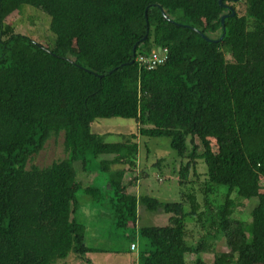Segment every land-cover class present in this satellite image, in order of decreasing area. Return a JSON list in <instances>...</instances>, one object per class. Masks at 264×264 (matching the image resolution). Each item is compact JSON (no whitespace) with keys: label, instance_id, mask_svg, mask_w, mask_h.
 Segmentation results:
<instances>
[{"label":"trees","instance_id":"16d2710c","mask_svg":"<svg viewBox=\"0 0 264 264\" xmlns=\"http://www.w3.org/2000/svg\"><path fill=\"white\" fill-rule=\"evenodd\" d=\"M24 6L49 17L51 47L7 23ZM159 49L163 64L138 62ZM109 119L132 120L138 132L107 143L92 126ZM60 135L66 158L29 167ZM140 138H167L186 161L171 172L180 202L129 193ZM79 161L86 177L96 164L105 184L79 179ZM262 182L264 0H0V264H92L98 250L74 218L80 191L96 204L111 194L117 227L135 223L139 207L168 215L139 229L149 245L139 264H208L206 254L211 264H264ZM249 200L251 222L234 219ZM218 235L226 251L215 250Z\"/></svg>","mask_w":264,"mask_h":264},{"label":"rangeland","instance_id":"374dc122","mask_svg":"<svg viewBox=\"0 0 264 264\" xmlns=\"http://www.w3.org/2000/svg\"><path fill=\"white\" fill-rule=\"evenodd\" d=\"M243 7L240 5V9L243 10ZM7 23L12 25L17 33L27 36L39 44L50 47L53 45L54 38L49 31L50 19L41 11L24 6L10 16ZM138 127L132 120L109 119L96 121L92 126V131L101 136H106L105 141L107 143H118L122 141L123 136L129 137L132 134H137ZM210 142L211 149L214 151V143ZM138 143L137 171H134V174L128 173L127 175L128 181L129 178L131 179L137 175L138 184L130 188L129 193L136 194L138 197L148 195L161 202H180L178 177L172 175L171 172L174 169L177 173L181 163L185 164L186 161H181L177 157L176 153L170 148V141L167 138H140ZM65 158L63 135H60L58 138H52L46 143L44 149L29 163V167L33 165L45 168ZM110 159H112L111 156H102L97 162ZM158 161L162 163V167L156 165ZM81 166L80 161L74 164L79 179L87 180L88 184L94 187H102L105 184L104 176L97 171L96 164L87 165V170L90 173L88 174L89 177H86V174L82 172ZM197 170L200 175L207 172V168L202 161L197 163ZM142 171L146 174L145 177H141ZM263 186L264 182L261 183L262 192H264ZM219 190L226 191V188L220 187ZM76 196L77 206L74 218L86 227V246L98 250L86 257L92 264H139V253L149 249L148 241L139 236V229L151 226L162 227L167 224L168 215L161 211L150 212L143 207H139L138 219L135 223H131L127 228L117 227L109 205H107L111 194L106 196L101 204L92 202L82 191L78 192ZM216 200L222 201L221 197ZM256 205L257 200L244 202L242 208H237L234 219L249 224L251 222L250 213ZM184 210L188 211V206L185 205ZM190 221L188 219V222ZM189 243L193 242L189 241ZM212 243H214L217 252L226 251L224 236L218 235L217 240H213ZM131 245L135 246L136 251L130 250ZM192 256L196 257L195 255ZM192 256L186 257L188 263L194 260ZM203 259L206 263L211 264L213 255L206 254ZM70 264H88V262L84 258L72 259Z\"/></svg>","mask_w":264,"mask_h":264},{"label":"built area","instance_id":"2783aa9c","mask_svg":"<svg viewBox=\"0 0 264 264\" xmlns=\"http://www.w3.org/2000/svg\"><path fill=\"white\" fill-rule=\"evenodd\" d=\"M167 58V51H161L160 49L157 51H154L148 58L139 57L138 62L141 64H144L148 70H153L158 65L163 64V62ZM131 251H135L136 248L134 245H131L130 247Z\"/></svg>","mask_w":264,"mask_h":264},{"label":"water","instance_id":"95a60500","mask_svg":"<svg viewBox=\"0 0 264 264\" xmlns=\"http://www.w3.org/2000/svg\"><path fill=\"white\" fill-rule=\"evenodd\" d=\"M232 1H233V2H237L238 0H232ZM219 4L222 5L221 1L219 2ZM230 11H231L230 16L225 15V16H223V17L221 18V25H222V30H223V32H222V36H221V38H220L219 41H222L223 38H224V36H225V27H224V22H225V20H226L227 18H229V17H233V16H234V11H233L232 9H230ZM163 16H165L164 13H163ZM146 25H147V33H148V24L146 23ZM146 37H147V34H146V36L143 38V40H145ZM202 38L205 39L207 42H211L210 40H208V39L205 38L204 36H202ZM135 48H136V46L133 48V56H134V54H135ZM131 64H133V62H131Z\"/></svg>","mask_w":264,"mask_h":264}]
</instances>
